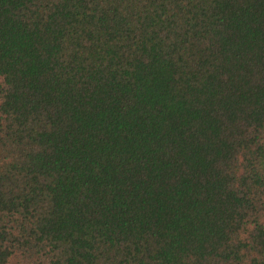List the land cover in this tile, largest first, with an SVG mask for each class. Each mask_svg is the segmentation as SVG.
I'll return each instance as SVG.
<instances>
[{
    "label": "trees",
    "instance_id": "trees-1",
    "mask_svg": "<svg viewBox=\"0 0 264 264\" xmlns=\"http://www.w3.org/2000/svg\"><path fill=\"white\" fill-rule=\"evenodd\" d=\"M0 264H264V0H0Z\"/></svg>",
    "mask_w": 264,
    "mask_h": 264
}]
</instances>
